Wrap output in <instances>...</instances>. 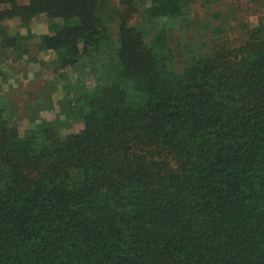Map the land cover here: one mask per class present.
<instances>
[{"label":"trees","instance_id":"1","mask_svg":"<svg viewBox=\"0 0 264 264\" xmlns=\"http://www.w3.org/2000/svg\"><path fill=\"white\" fill-rule=\"evenodd\" d=\"M217 2L0 0V75L44 18L64 83L60 130L0 99V264H264V24L235 46Z\"/></svg>","mask_w":264,"mask_h":264},{"label":"rangeland","instance_id":"2","mask_svg":"<svg viewBox=\"0 0 264 264\" xmlns=\"http://www.w3.org/2000/svg\"><path fill=\"white\" fill-rule=\"evenodd\" d=\"M20 1L21 3L29 2V0ZM217 1L216 4L208 6V12L213 20H218L216 21L218 23L221 21L229 22L230 31L228 33V38L235 46L244 44L250 29L264 24V0ZM9 25L11 32L17 33L20 31V22L18 19L9 22ZM34 31L36 32V36L28 42L30 49L29 55L24 57L21 63L5 61L6 65L1 64L2 67H5L7 71H9L7 76L12 73L13 77L5 78V76L0 75V99L13 105L11 112L14 114L13 116H15L14 122L22 128V130H25L29 127L28 115L30 114V110L28 106L34 104L35 98H37L41 91L47 90L43 96H49V99L53 98V110H43L40 113V119H44L48 122H56L58 125L57 128L60 130V125L57 123L60 113L58 101L64 94L62 91L64 83L59 81V91L55 93L52 91L51 83L54 84V80L57 76L55 78L54 72L48 68V61L52 60L54 55L51 52L40 53L37 47L40 41V35L49 32L48 24L44 18L35 20ZM184 41H186V37L182 34L181 36L177 35L174 42L179 68L183 64L184 52L182 45ZM68 77L72 81L78 78L71 72L68 74ZM88 82L91 87L95 86L92 77L88 78ZM83 127L81 122H76L64 128L63 133L68 134L77 132L82 130Z\"/></svg>","mask_w":264,"mask_h":264}]
</instances>
